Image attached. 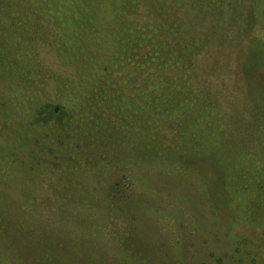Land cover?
<instances>
[{"label":"trees","instance_id":"1","mask_svg":"<svg viewBox=\"0 0 264 264\" xmlns=\"http://www.w3.org/2000/svg\"><path fill=\"white\" fill-rule=\"evenodd\" d=\"M0 10V164L9 179L30 174L51 192L41 208L72 238L62 242L59 225L31 228L24 239L39 245L17 247L21 264H81L69 249L82 250L87 234L92 264L102 251L110 264H264V86L247 83L244 44L235 52L214 28L229 24L248 47L263 44L264 0H0ZM21 118L68 120L82 133L93 122L129 125L130 156L168 180L146 175L154 194L169 182L181 194L184 182L191 247L183 227L176 258L136 232L131 219L146 207L118 183L86 188L80 212H59L47 170L31 172ZM69 155L70 182L93 183L97 153L76 140Z\"/></svg>","mask_w":264,"mask_h":264},{"label":"rangeland","instance_id":"2","mask_svg":"<svg viewBox=\"0 0 264 264\" xmlns=\"http://www.w3.org/2000/svg\"><path fill=\"white\" fill-rule=\"evenodd\" d=\"M0 13L2 14L3 11L0 10ZM214 28L217 37L223 41H229L235 52H242L239 45L244 44L246 48L244 49L245 59L247 58L244 69L247 83L254 91L258 92V89L264 86V31L262 30L256 35L261 38L263 44L259 40H252L248 47L246 39L243 40L244 35L238 28L225 23L217 24ZM2 59L3 56L0 52L1 73L2 67L5 65ZM8 70L10 71V69ZM6 73L10 74L7 71ZM55 121L51 120L48 124L43 122L26 123L21 118L19 128H21L22 134L24 132L25 154L30 165L35 166V170L32 169L31 172H38V169L40 171L42 165L47 170L52 190H56L58 193V198L55 195L57 200L55 207L59 212L66 214L80 212L82 208L79 207L82 204L80 199L84 197V193L81 192H85L86 188L92 189L93 185L96 184L104 187L118 183L115 189L133 190L137 193L138 200L146 207V216L143 219L137 217L131 219L136 232L143 231L152 244H164L169 247L170 257L173 255V258H176L178 256L176 243L181 227H183V230L187 232V246L191 247V242L196 238V229L192 212L184 209V182L181 194L178 193L174 182H169L170 191L160 195L154 194L146 175L150 174L151 180L156 181V184L161 183L159 186L163 187L168 180H162L155 171H152L151 168L148 169L130 156L128 140L131 138L133 129L129 125L120 121L93 122L87 125L86 131L84 130L82 133L76 127L69 125L68 120L65 124L60 122L65 127H61ZM23 122H25L24 126ZM76 140L85 141L90 149L97 153L95 176H91L90 179L89 177L86 178L87 184L91 179H93V183L86 187L82 186V188L70 182V168L67 161L72 145ZM63 152H67L68 155ZM0 168V264H21L18 253H16L17 247L28 248L31 236L30 239L25 240V234L31 228H40L45 223L49 227L59 225L60 240L70 243L72 238L66 234L70 227L66 225L65 228L62 227L63 229H61V220L56 219L57 216L53 213L47 214L41 208L39 197L48 199L51 192L47 194H45L46 190L42 192V188L40 190V187L36 186V181L30 180V174L9 179L1 164ZM164 169L172 170V166L164 165ZM33 180L37 179L33 178ZM197 212L203 214L204 209L199 206ZM180 218L185 220V226L184 224L179 225ZM189 221L191 226H188ZM82 238L83 242H86L81 244L84 246L82 248L84 251L75 246L71 250L69 249L70 254L78 257L81 264L85 262L92 264L86 254L85 248L87 247L85 245L88 243L92 245L93 237L87 234L86 236L82 235ZM135 239L139 240L137 237ZM95 241L97 242L96 239ZM131 242H134V237ZM38 245L39 243H31L30 246L36 249ZM117 253L120 257L127 256L124 248L118 249ZM129 260L132 262L131 258ZM97 262V264H110L104 251L99 253V261ZM136 264L139 263L136 262ZM186 264L193 263L187 262Z\"/></svg>","mask_w":264,"mask_h":264}]
</instances>
